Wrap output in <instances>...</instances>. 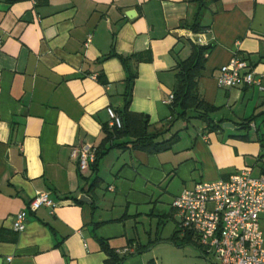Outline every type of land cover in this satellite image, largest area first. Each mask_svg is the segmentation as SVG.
I'll return each mask as SVG.
<instances>
[{"label": "crops", "instance_id": "0c3cea01", "mask_svg": "<svg viewBox=\"0 0 264 264\" xmlns=\"http://www.w3.org/2000/svg\"><path fill=\"white\" fill-rule=\"evenodd\" d=\"M198 20L202 33L191 29ZM0 41V264H105L98 239L128 249L123 264H164L161 247L182 248L166 241L179 230L177 196L243 169L264 175V0H0ZM194 45L211 48L199 88L221 122L214 132L175 120L167 104ZM234 56L260 87H218ZM129 72V111L148 116L160 140L179 141L159 154L113 149L80 173L72 151L101 145L108 110L124 108ZM37 192L57 208L31 212ZM23 211L26 229L14 232Z\"/></svg>", "mask_w": 264, "mask_h": 264}, {"label": "built area", "instance_id": "2783aa9c", "mask_svg": "<svg viewBox=\"0 0 264 264\" xmlns=\"http://www.w3.org/2000/svg\"><path fill=\"white\" fill-rule=\"evenodd\" d=\"M216 82L226 89L241 84L261 86L248 64L235 56L219 69ZM172 100L170 95L167 104ZM108 114L110 126L120 128L116 113L109 109ZM95 151L91 147L73 149L71 157L80 173L94 163ZM42 207L57 208L48 192H37L29 203L31 212ZM172 207L180 218V232L193 234L204 254L214 257L208 264H264V175L252 177L249 169H243L226 181L198 183L177 196ZM26 217L25 211L14 216V232L26 229ZM128 253L127 249L119 254Z\"/></svg>", "mask_w": 264, "mask_h": 264}, {"label": "trees", "instance_id": "16d2710c", "mask_svg": "<svg viewBox=\"0 0 264 264\" xmlns=\"http://www.w3.org/2000/svg\"><path fill=\"white\" fill-rule=\"evenodd\" d=\"M194 33H202L204 29L200 26L199 20L191 27ZM209 46H192L190 56L182 62H179L175 69V84L173 88V100L169 104L172 111V117L175 120L195 119L204 125V131L214 132L221 129L220 123L215 122L212 114L215 108L206 103L200 94L199 78L201 72L205 68L206 54L210 51ZM126 59H122L124 66H127ZM136 75L131 72L128 73L126 82L127 91L125 96V105L122 111L115 112L120 119L121 127L108 126L104 129L105 138L101 145L96 148L95 161L91 168H96L98 162L113 149H133L148 154H159L171 150V148L179 141V135L173 134L167 140H160L159 138L165 132L150 131V121L148 116L142 114H135L129 111L133 83ZM256 118H250L238 126L240 129L248 130L251 123ZM98 178L94 182H97ZM94 189L92 185L90 190ZM77 203L81 204L77 201ZM180 230L175 232L172 237L166 240L173 243L176 247H184L192 245L201 249L200 245L195 242L196 238L193 234L185 233L184 238L181 239V244L177 241L180 238ZM99 246L102 252L107 256L105 264H123L128 258L129 254H119L108 247L106 241L98 239ZM202 250V249H201Z\"/></svg>", "mask_w": 264, "mask_h": 264}, {"label": "rangeland", "instance_id": "374dc122", "mask_svg": "<svg viewBox=\"0 0 264 264\" xmlns=\"http://www.w3.org/2000/svg\"><path fill=\"white\" fill-rule=\"evenodd\" d=\"M165 233H171L173 230V223L167 222L165 227ZM158 251V257L163 260L164 264H205V260L202 259L200 253L194 250L192 246H184L181 249H173L170 247H161ZM209 261H214L212 255L208 256Z\"/></svg>", "mask_w": 264, "mask_h": 264}, {"label": "water", "instance_id": "95a60500", "mask_svg": "<svg viewBox=\"0 0 264 264\" xmlns=\"http://www.w3.org/2000/svg\"><path fill=\"white\" fill-rule=\"evenodd\" d=\"M224 128L227 129H234V126L232 124H224ZM80 201H87L88 203H91L85 196H82L81 198H79Z\"/></svg>", "mask_w": 264, "mask_h": 264}]
</instances>
